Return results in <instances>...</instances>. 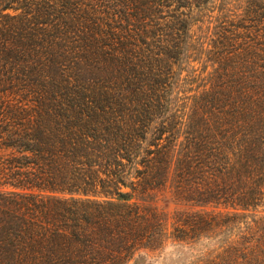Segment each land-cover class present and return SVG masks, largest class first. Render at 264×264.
I'll return each mask as SVG.
<instances>
[{"label": "trees", "instance_id": "1", "mask_svg": "<svg viewBox=\"0 0 264 264\" xmlns=\"http://www.w3.org/2000/svg\"><path fill=\"white\" fill-rule=\"evenodd\" d=\"M263 204L264 0H0V264H264Z\"/></svg>", "mask_w": 264, "mask_h": 264}, {"label": "rangeland", "instance_id": "2", "mask_svg": "<svg viewBox=\"0 0 264 264\" xmlns=\"http://www.w3.org/2000/svg\"><path fill=\"white\" fill-rule=\"evenodd\" d=\"M158 206L167 215L168 232L173 229L174 216L178 211L189 209V205L177 204L168 197L160 196ZM264 215V204L256 211ZM210 241L186 242L174 239L172 236L161 249L155 251H143L141 255L129 264H191L193 261L202 258L205 249L209 247Z\"/></svg>", "mask_w": 264, "mask_h": 264}]
</instances>
